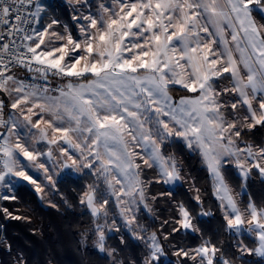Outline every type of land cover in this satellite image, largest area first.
<instances>
[{
	"label": "snow or ice",
	"instance_id": "1",
	"mask_svg": "<svg viewBox=\"0 0 264 264\" xmlns=\"http://www.w3.org/2000/svg\"><path fill=\"white\" fill-rule=\"evenodd\" d=\"M66 3L78 26L75 37L56 17L42 23L40 0H0V93L9 96L11 109L5 119L0 99V186L10 187L18 178L43 194L46 187H56L54 176L64 170L71 176L87 169L103 177L125 226L144 244L143 264H165L164 242L175 249L177 264H233L211 240L194 249L172 244L182 230L200 231L183 203L172 221H164L172 226L162 236L149 234L137 221L132 205L144 204L151 212L150 185L183 179L176 158L165 153L168 143L180 140L199 153L211 173L225 210V230L255 236L254 247L237 241L241 258H264V207L249 201L242 211L222 171L235 163L244 181L253 168L264 176V146L243 139L246 131L264 126V23L254 16L260 12L264 19V0H100L95 11L89 0ZM17 37L30 43L17 44ZM13 68L67 82L55 88L50 82L25 83L11 74ZM177 85L193 95L175 100L170 92ZM41 141L47 151L36 147ZM51 146H56L55 157ZM41 157L55 159L53 170ZM30 168L42 171L48 184L42 186ZM144 168L155 175L141 179ZM15 199L0 195V200ZM80 202L93 217H107L109 195L98 184H89ZM0 212L22 218L7 208ZM105 227L96 224L93 243L114 256L116 249L106 247ZM113 229L120 231L115 222L108 231Z\"/></svg>",
	"mask_w": 264,
	"mask_h": 264
},
{
	"label": "trees",
	"instance_id": "2",
	"mask_svg": "<svg viewBox=\"0 0 264 264\" xmlns=\"http://www.w3.org/2000/svg\"><path fill=\"white\" fill-rule=\"evenodd\" d=\"M99 2L92 0V5ZM48 13L43 16V24L49 22L50 17L71 23L72 13L64 0L50 3ZM4 98L6 107L8 101ZM243 139L264 146V126L257 125L246 131ZM165 153L178 157L182 165L181 172L189 178L177 183L174 188L167 184H152L148 187L147 194L153 208L151 212L145 209L138 212L137 219L142 227L160 236L166 234L172 225L164 224V221H172L176 216V206L183 203L192 212L200 231L182 230L175 234L172 244L188 249L198 247L203 240H211L234 264H264V258L255 255L245 254L241 258L236 247L237 241L242 239L248 247H254L256 241L251 235L239 237L223 227L224 209L214 193L213 178L199 153L189 150L180 140L168 143ZM223 170L230 185L240 193L243 206L251 201L264 207V176L257 169L251 170L246 181L234 165H225ZM154 175L153 169H143L142 177L145 180ZM90 181L95 182L90 173L64 175L57 180L54 198L58 207L45 204L27 182L19 183L14 193L15 200L0 201V209L7 208L14 216L22 217L12 219L0 212V264H17L18 259H22L23 264H113L112 256L101 252L94 245L96 219L87 206L80 202L81 194ZM194 189L199 190V203L194 199L197 195ZM162 192L166 194L160 196ZM152 196L157 199L152 200ZM202 212L209 214L202 215ZM164 245L167 252L165 264L169 261L177 264L178 258L173 255L175 249L168 242H164ZM106 247L116 249L114 255L123 264H143L145 246L129 232L107 234ZM187 264L193 262L188 260Z\"/></svg>",
	"mask_w": 264,
	"mask_h": 264
},
{
	"label": "rangeland",
	"instance_id": "3",
	"mask_svg": "<svg viewBox=\"0 0 264 264\" xmlns=\"http://www.w3.org/2000/svg\"><path fill=\"white\" fill-rule=\"evenodd\" d=\"M53 1H54V0H41V1H40V2L44 5V7H45V11H44V13H42V17H43L44 15L50 14V13H48V4L52 3ZM64 1L66 2V0H64ZM104 2H105V3H111V0H107V1H104ZM89 3L92 5V0H89ZM70 10H71V9H70ZM91 10H92V11H95V7L93 6ZM85 12H87V9L85 10ZM71 13H72V11H71ZM72 15H73V13H72ZM254 16H255V18H256V20H257L258 22H260V23H264V19H262V14H261L260 12H255V13H254ZM60 21H61L62 24H66V25H68V30L73 34L74 37L77 36V35L79 34V33H78V26H77V24H76L73 20H71V23H68V22H66V21H62V20H60ZM47 23H48V22H47ZM47 23H46V24H47ZM39 27H41L40 24L37 25V28H39ZM59 30H60V31H63L62 28H60ZM210 31H213V30L211 29V27H210ZM228 31L230 32L231 29H229ZM241 35H242V34H241ZM210 38H211V37H209V39H210ZM229 39H230V37H229ZM57 43H60V42H57ZM16 76L18 77V79L21 78V74H20V73H18ZM66 82H67V78H65L64 80H62V84H63V83H66ZM223 82H224V81H223ZM224 83H225V82H224ZM176 88H179V89H180V86L177 85ZM1 94H3L5 97L7 96V95H5L4 93H1ZM170 95H172L173 98H174L175 100H178V99L180 98V96H184V95H193V94H192V93L181 92V91L175 90V91H171V92H170ZM8 97H9V96H8ZM10 111H11V109H10ZM16 115H18V113H16ZM41 115H44L46 119H47V118H50L46 113H42ZM4 118L7 119L5 116H4ZM37 118H38V117H33L34 120L37 119ZM148 126H152V125H146V127H148ZM2 130H3V129H2ZM32 131H33V132H37L36 129H32ZM182 142H183V141H182ZM166 143H167V142H166ZM251 143H252V142H251ZM252 144H253L254 146H259V145L255 144V143H252ZM36 147H37L38 149H42L43 151H47L48 145L46 144V142L41 141L39 144L36 145ZM51 147L53 148L54 157L57 156V155H58V152H57V150H56V146H51ZM134 151H136V152H140L141 154H144L142 148H140V147H136V148L134 149ZM191 151H192V150H191ZM194 152H196V151H194ZM175 158H176V160L178 161V164H179L180 168H182L181 162H180V160L178 159V157H175ZM41 160L44 161V162L46 163V166L49 167L50 170H53L54 165L56 164L55 159H53V160H48L47 157H41ZM137 162H139V161H137ZM24 163H28V162H27V161H24ZM204 165H205V164H204ZM227 165H234V166H236L235 163H231V164H227ZM205 167L207 168L206 165H205ZM207 169H208V168H207ZM237 170H238V168H237ZM29 171H30V174H32L35 178L38 179V182L41 183L42 186L48 184L47 180L44 179V176H43V174H42V171H40V170H36V169H31V168L29 169ZM66 171H67V170H64V172H61L60 175H58V176H54V179H55L56 181L59 180L60 178H62V177L65 175V172H66ZM208 171H209V170H208ZM222 171H223V174H224V176H225V173H224V170H223V169H222ZM83 173H90V172H89V170L85 169L82 173H75V174H73V175H81V174H83ZM209 173H210V172H209ZM238 173H239V170H238ZM249 174H250V173H249ZM181 175H182V177H183L182 180H180V181H176V182L173 183V184H167V185H168L170 188H174L175 185H176L177 183H181L183 180H186V179L189 178V176L187 177V176H186L185 174H183L182 172H181ZM210 175H211V173H210ZM92 176H93V175H92ZM211 176H212V175H211ZM93 177H94V181H95V182L90 181V182H88V185H89V184H92V183H96V184L99 185V188H100L101 191L105 192L106 195H109V205L107 206V208H108V215H107V217H105L103 214H101L99 217H95V219H96V224L106 225V227H105L106 235H107V234H110V233L117 232L115 229H113L112 231H108V227H110V226L113 224V222H115V224L119 227V229H120L119 233H120V234H123L124 232H129L128 228H127V227L125 226V224H124L123 218H122L121 215H120V208L117 206L116 198H115L114 196H111V195L109 194V190H108V188H107V185L104 183L103 177H101L100 179H97L96 176H93ZM212 178H213V177H212ZM141 179L145 180L142 176H141ZM242 179H243V178H242ZM225 180H226L228 186H229L230 189H231V192H232L233 197H234V198L236 199V201H237V205H238V207L243 211V209H244L246 206H243V205L240 203V193H237V192L233 189V187H232V186L230 185V183L228 182L226 176H225ZM21 182H25V181L19 180L18 178H13V183H12V185H11L10 187L0 186V195H9V196L14 195L15 190H16V187H17L18 184L21 183ZM31 186H33V185H31ZM116 187L119 188V185H117ZM33 188H34V186H33ZM86 189H87V188H86ZM86 189H85V190H86ZM55 192H56V187H55V188H48V187H46V188H45V191H44L43 194H40V193H38V194H39L40 198H41V196H43V198H41V199H42V201H43L45 204L50 205V206L55 205L56 207H58V206H59V205H58V202H57L56 199L54 198V193H55ZM146 194H147V193H146ZM194 194L196 195V189H194ZM81 195H82V194H81ZM149 198H150V196H149V194H147V201H146V202L148 203L149 207H150L151 210H152L153 207H152V204H151ZM0 201H2V200H0ZM219 201H220V200H219ZM252 203H254V202H252ZM254 204H255V203H254ZM255 205H256V204H255ZM256 206L259 208L258 205H256ZM132 208L135 210L136 217H137L138 212L141 211L142 209H145V210L148 211V209H146V208L144 207V204H133V205H132ZM89 210H90V209H89ZM224 211H225V210H224ZM137 221H138V219H137ZM138 223H139V221H138ZM193 224L196 225L194 219H193ZM139 225L142 226L140 223H139ZM129 233H130V232H129ZM148 233L150 234L151 232H148ZM156 233H157V232H156ZM130 234H131V233H130ZM244 234H248V233L245 232ZM131 235H132V234H131ZM157 235L160 236L158 233H157ZM248 235H249V234H248ZM238 236L240 237L241 235H238ZM251 236H253L254 239H255V241H256L255 236H254V235H251ZM140 242H141V241H140ZM199 246H200V245H199ZM199 246H198V247H199ZM188 249H194V248H188ZM255 256H256V255H255ZM256 257H259V256H256ZM112 258H113L114 260H117L115 255L112 256ZM259 258H262V257H259ZM233 264H234V263H233Z\"/></svg>",
	"mask_w": 264,
	"mask_h": 264
},
{
	"label": "built area",
	"instance_id": "4",
	"mask_svg": "<svg viewBox=\"0 0 264 264\" xmlns=\"http://www.w3.org/2000/svg\"><path fill=\"white\" fill-rule=\"evenodd\" d=\"M41 1V0H40ZM36 23H32L30 25V27H35L37 28ZM31 34V33H29ZM22 35V34H21ZM16 39V43L17 44H21V43H29V42H25L22 41V39L20 38H15ZM21 51H26V49H21ZM18 73L21 74V80H24L25 83H29V84H35L38 86H45V85H49L50 82V87L55 88L57 85H62V80L59 77L56 76H52L51 74H49L48 76V80H44L39 73L36 72H28L26 69H21V68H13L12 69V73L14 75H17ZM0 99L5 101V98L3 96V94L0 93ZM0 131H3L2 129H0Z\"/></svg>",
	"mask_w": 264,
	"mask_h": 264
},
{
	"label": "crops",
	"instance_id": "5",
	"mask_svg": "<svg viewBox=\"0 0 264 264\" xmlns=\"http://www.w3.org/2000/svg\"><path fill=\"white\" fill-rule=\"evenodd\" d=\"M48 11H49V4H48ZM30 43V42H29ZM6 95V94H5ZM6 99H7V101H8V103H7V105H6V107H5V109H4V116L6 117V118H8V114H9V112H10V99H9V97H8V95L6 96Z\"/></svg>",
	"mask_w": 264,
	"mask_h": 264
}]
</instances>
